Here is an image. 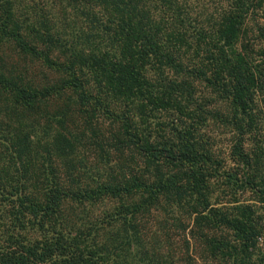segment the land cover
Masks as SVG:
<instances>
[{"label": "trees", "instance_id": "obj_1", "mask_svg": "<svg viewBox=\"0 0 264 264\" xmlns=\"http://www.w3.org/2000/svg\"><path fill=\"white\" fill-rule=\"evenodd\" d=\"M51 4L0 0V264H264L241 0L211 36L179 0Z\"/></svg>", "mask_w": 264, "mask_h": 264}, {"label": "rangeland", "instance_id": "obj_2", "mask_svg": "<svg viewBox=\"0 0 264 264\" xmlns=\"http://www.w3.org/2000/svg\"><path fill=\"white\" fill-rule=\"evenodd\" d=\"M27 4H39L44 7L46 1L47 5L45 9L54 7L55 12L60 11L58 6H53L51 0H25ZM182 5L185 4L187 11L190 15L200 21L204 19V30L207 31L210 36L220 21V17L223 12L231 8L234 3L239 0H179ZM241 3L245 6L246 14L242 22V34L238 40V47H245L247 54L257 64L261 65V69L264 71V0H241ZM65 7L66 4L63 3ZM69 13V9L67 10ZM62 15L61 13H59ZM80 24H83L81 22ZM206 32V33H207ZM0 57L7 59V51L0 49ZM43 79V77H42ZM207 94V92H205ZM224 107V105H223ZM211 109L215 110L214 106ZM203 135H207L212 139L214 151L218 156H224L226 158L228 153V143L230 139V131L224 127L220 122L211 119L208 120L203 131ZM230 163H228L229 165Z\"/></svg>", "mask_w": 264, "mask_h": 264}]
</instances>
